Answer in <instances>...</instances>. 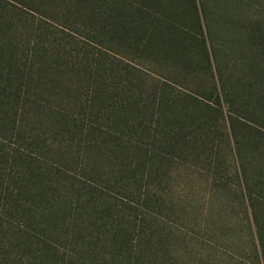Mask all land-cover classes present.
I'll return each instance as SVG.
<instances>
[{
	"label": "trees",
	"instance_id": "trees-1",
	"mask_svg": "<svg viewBox=\"0 0 264 264\" xmlns=\"http://www.w3.org/2000/svg\"><path fill=\"white\" fill-rule=\"evenodd\" d=\"M243 30L234 58L247 79L237 77V98L250 114L244 144L255 164L235 140L238 168L230 145L229 166L212 155L228 144L215 85L184 95L176 110L175 88L146 86L148 76L119 55L187 73L203 62L212 79L196 0H0V264H177L155 231L133 228L129 242L108 191L139 197L134 185L151 183L163 163L201 156L214 191L234 179L250 210L254 264H264V21ZM212 56L233 111L214 46Z\"/></svg>",
	"mask_w": 264,
	"mask_h": 264
},
{
	"label": "rangeland",
	"instance_id": "rangeland-1",
	"mask_svg": "<svg viewBox=\"0 0 264 264\" xmlns=\"http://www.w3.org/2000/svg\"><path fill=\"white\" fill-rule=\"evenodd\" d=\"M196 2L211 59L212 79L200 69L203 62L193 73H187L173 62L158 59L156 61L151 57L142 61L130 52L119 51L120 58L148 76L145 78L148 80L143 81L146 86L155 88L159 84L155 85L152 80H158L167 82L175 88L176 94L180 95L178 99L176 98V110L185 100L184 95L203 90L212 91L213 94L215 85L220 97V109L228 144L225 140L217 143L212 148V155L217 152L218 158L229 166L231 157L227 153V145H230L238 167L235 140H239L242 142L239 147L244 153V163H251L253 166L255 157L251 153L252 148L244 142L249 141V138H246L247 132L254 131L247 127L245 118L250 114L248 111L239 110L241 98H237L242 87L237 77L242 76L245 69L241 73L243 66L239 61L235 64L238 56L235 58L234 56L243 43L244 24L251 20L264 21V0H196ZM212 46L224 76L223 80L231 93L233 111H229L230 107L228 108V104L223 100L214 68ZM195 59L200 62L198 57ZM246 73L248 76L249 72ZM249 79L251 81L254 78ZM230 114L238 127L236 136L232 135L230 122L226 118ZM213 132L212 129V137ZM257 132H264V128ZM198 148L197 154L200 153ZM162 167L157 174L152 172L154 176L151 183L142 180L141 183L138 182L142 184L141 187L134 185L135 189H139V197H129L117 188L108 191L109 200L116 206V210L125 216V220L121 219L123 230L132 231L129 242L132 241L133 228L137 230L144 228L162 236L171 260L177 264H254L247 224V216L250 220V210L245 203L244 205L241 203L234 179L229 180L231 188L220 192L214 191L208 163L202 156L200 159H189L186 162L177 161L171 163V166L163 163ZM146 196L151 197V201H145Z\"/></svg>",
	"mask_w": 264,
	"mask_h": 264
}]
</instances>
